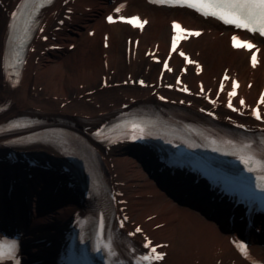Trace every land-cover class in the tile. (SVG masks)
<instances>
[{"label": "bare ground", "instance_id": "1", "mask_svg": "<svg viewBox=\"0 0 264 264\" xmlns=\"http://www.w3.org/2000/svg\"><path fill=\"white\" fill-rule=\"evenodd\" d=\"M18 1L2 0L0 5V105L9 99L13 101L12 110L0 117V123L24 109L36 108L75 119L86 115L105 119L124 103L132 104V98L157 102L158 98L151 93L155 89L179 96L157 84L152 88L124 84V80L131 83L142 74L157 83L161 67L158 68L156 63L145 57L144 49L149 46L154 49L157 43L161 49H167L171 39L170 22L174 19H181L191 27L199 25L207 29L199 38H191L184 44L194 56H198L197 51L200 50L198 57L204 63L203 71L195 72L193 66L189 68L186 79L193 87L210 89L215 81L220 80L226 68L239 77L240 95L245 96L249 102L257 101L263 87L264 46L261 63L256 67L251 66L249 53L243 49H233L229 35H222V32H230V28L223 27L213 19H204L186 8L157 7L145 0H130L129 13H140L150 20L143 33H140L126 24H107L103 15L113 7L106 0H64L67 1L66 5L60 1L48 12V29L53 30L57 39L47 45L64 44L68 47L72 42L76 43L75 48H67L65 53L46 50L39 40L36 54L39 58L30 60L24 82L18 89H12L5 81L2 64L9 22L8 10L12 11ZM68 8L75 9L70 19L63 16ZM57 18L65 19L60 30L55 29L60 24ZM92 29L95 33L91 36L89 31ZM107 33L110 45L105 48L103 42ZM132 33L141 36V45L138 55L129 58L127 36L124 42L122 36ZM174 61L176 64L183 63L178 55L174 56ZM104 79L107 80V86L103 85ZM200 81L203 85H199ZM249 81L253 82L252 87H248ZM195 101L196 104L205 103L203 99ZM221 112L225 119L227 111L224 107ZM107 156L115 163L117 180L130 198L132 219L144 223L156 242L168 244V255L162 264H230L233 261L250 264L231 243L232 232L216 219L214 213L211 215V211L201 208L194 200L188 201L183 189L177 190L172 184L157 182L139 158L131 153L113 149ZM41 187L38 186V189ZM36 203L35 198L33 204L36 206ZM5 205L13 210L18 208L13 202ZM74 210L75 205L69 203L45 214L41 212L29 228L27 238L56 236L62 225L59 222L72 217ZM252 247L264 260V242H256ZM37 249H29L26 258Z\"/></svg>", "mask_w": 264, "mask_h": 264}, {"label": "snow or ice", "instance_id": "2", "mask_svg": "<svg viewBox=\"0 0 264 264\" xmlns=\"http://www.w3.org/2000/svg\"><path fill=\"white\" fill-rule=\"evenodd\" d=\"M153 2L156 3H169L172 5H179V6H186L188 8L196 10L198 13H201L204 17H214L218 18L220 21H222L224 24L227 25H234L237 29H246L252 33H259L261 36H264V0H153ZM25 7L24 4L20 5V8ZM20 8H17L16 12L12 13L11 15V22L8 25L9 29L15 32L17 27V17L20 15ZM117 12L120 11V8L116 9ZM108 21L114 22L112 16L107 17ZM122 21L129 25H134L137 28H142L144 24L147 23V21H140L139 17L133 16L131 18L125 19L123 16L120 17ZM61 24L64 22L61 20ZM31 19H29L28 22L24 24V31L27 34V31L30 27ZM173 27L176 29V35L172 38L171 41V47L173 51H176V42L181 40V25L179 23H174ZM42 30V29H41ZM189 33L187 30H185V35H188ZM194 36H199L201 33L198 31H193L190 33ZM45 40L48 39L47 36L44 37ZM233 44L235 47H245L248 49H251L254 47L253 44L250 42H243L241 43L239 41L238 37H233ZM23 44V41H21V45ZM20 53L17 52L16 56L19 58ZM179 55L183 56L184 53H179ZM252 62L253 66H255L257 62V58L255 54L252 56ZM189 63H195L194 61H189ZM165 68H167V64L164 65ZM225 79H228L227 76H225ZM17 84L19 81L16 82ZM141 85H144V81H140ZM221 89L223 88V85L221 84ZM236 85H233V91L228 93L229 101H228V107L232 108L231 98L236 94L235 92ZM182 91H188L187 88H182ZM159 99L164 100L165 98L161 96ZM214 103V101H213ZM241 104L244 103L243 100L240 101ZM260 104H264V95L260 97ZM237 109L233 108V111H236ZM256 117V119H261V114L259 110H255L253 113ZM16 127H20L22 125L16 124ZM243 127V125H241ZM131 128L133 132H139L141 135H133V139H142L144 138L143 133L145 132V126L133 123L131 125ZM97 136L101 135V132L96 133ZM251 144H245L243 146V149H250ZM237 154V153H233ZM239 159L247 166L248 171L255 172L257 170L264 172V157L257 158L253 153L245 152L241 150V152L238 154ZM253 165H256L257 167H253ZM261 182L257 185L262 191H264V176L260 177ZM127 219V217H125ZM121 226H123V222L121 223ZM159 227V225H158ZM141 232L140 228H136L134 233H131L130 235H135L136 233ZM235 242V241H234ZM146 247L150 248L151 255H144L140 257V259L137 261V264H141L142 261H147L148 264H152L153 261H163L165 258L166 253L163 251H157V248H164L167 247V245H157L155 247L152 246V242L149 240L147 241ZM106 248L111 252L113 249L111 247V243L105 245ZM237 247L240 248V250L245 254V256H248L247 246L243 243L237 244ZM18 250V245L16 242H12L11 246L9 247L8 251L5 252L3 250V245H0V264L6 259H10L15 261V264H19V261L16 260V251ZM97 251L100 250V248L96 249Z\"/></svg>", "mask_w": 264, "mask_h": 264}, {"label": "rangeland", "instance_id": "3", "mask_svg": "<svg viewBox=\"0 0 264 264\" xmlns=\"http://www.w3.org/2000/svg\"><path fill=\"white\" fill-rule=\"evenodd\" d=\"M123 35H124V36H122V38H123V42H124V39H126V35H127V34H123ZM123 42H122V43H123Z\"/></svg>", "mask_w": 264, "mask_h": 264}]
</instances>
